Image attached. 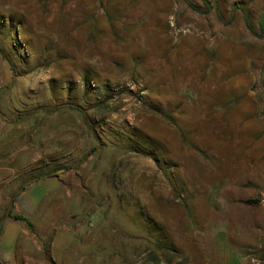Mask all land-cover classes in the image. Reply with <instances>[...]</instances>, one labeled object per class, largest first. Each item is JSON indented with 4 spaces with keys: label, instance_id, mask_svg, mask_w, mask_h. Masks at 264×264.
I'll return each instance as SVG.
<instances>
[{
    "label": "rangeland",
    "instance_id": "rangeland-1",
    "mask_svg": "<svg viewBox=\"0 0 264 264\" xmlns=\"http://www.w3.org/2000/svg\"><path fill=\"white\" fill-rule=\"evenodd\" d=\"M11 215L0 264H264V0H0Z\"/></svg>",
    "mask_w": 264,
    "mask_h": 264
},
{
    "label": "crops",
    "instance_id": "crops-1",
    "mask_svg": "<svg viewBox=\"0 0 264 264\" xmlns=\"http://www.w3.org/2000/svg\"><path fill=\"white\" fill-rule=\"evenodd\" d=\"M59 187V184L55 182V180H50L49 182L39 185L38 189V198L36 200H33L32 196L34 193H30L28 196V201H30L31 205H35L37 202L41 200V198L49 195L50 193L54 192ZM25 232V229L23 226L16 221L8 222L3 232L0 236V253L2 252H13L16 248V245L18 243L19 237L21 234Z\"/></svg>",
    "mask_w": 264,
    "mask_h": 264
},
{
    "label": "trees",
    "instance_id": "trees-1",
    "mask_svg": "<svg viewBox=\"0 0 264 264\" xmlns=\"http://www.w3.org/2000/svg\"><path fill=\"white\" fill-rule=\"evenodd\" d=\"M243 15H244V19L246 21L247 27L251 31H254L255 29H254V26H253V24H252V22L250 20V16H249L248 12L243 10ZM47 177L50 178V179H55L56 178V179H59V180L61 179L62 180V178H61V176H60V174L58 172L51 173ZM9 219H12V220H14L16 222H24V223L29 224V226H30V223H28V221L26 220V218L24 216L11 215V216H9Z\"/></svg>",
    "mask_w": 264,
    "mask_h": 264
}]
</instances>
